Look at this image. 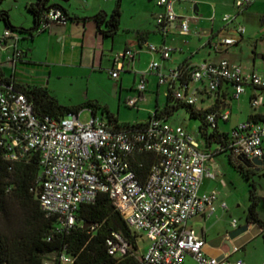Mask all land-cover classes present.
Instances as JSON below:
<instances>
[{
	"label": "built area",
	"instance_id": "obj_1",
	"mask_svg": "<svg viewBox=\"0 0 264 264\" xmlns=\"http://www.w3.org/2000/svg\"><path fill=\"white\" fill-rule=\"evenodd\" d=\"M176 1L158 0L163 10L155 16L157 25L165 31L179 20L180 32L188 34L189 17L176 13ZM253 1L235 0V5L243 10ZM236 18L223 16L227 23ZM67 21L61 8L52 7L46 11L40 29ZM236 28L240 34L246 31L242 24ZM12 37L18 38L19 34L4 30L0 46ZM236 42V38L222 37L215 46H230ZM148 48L151 52H161L164 58H169L172 51L167 45L152 43ZM23 55L24 50L17 48L16 58ZM134 56L132 48L117 52L112 76L119 78ZM159 69L160 63L154 60L142 72L144 78L135 88L136 95L127 98L129 106L137 107L144 98L145 75L154 71L158 72L161 83L170 84L177 99L189 104L197 102L195 93L187 92L189 85L181 81L183 70L179 66L168 74ZM191 79L203 82L209 92L217 91L224 82H232L236 96L244 93L248 85L264 87V74L244 72L241 65L228 59L195 65ZM263 100L262 95L256 94L251 104L256 108ZM79 115L80 112L59 118L39 116L25 93L0 82V156L10 162H29L33 154L39 153V200L46 216L55 219L58 231L69 232L76 224L80 206L95 202L101 192H107L129 227L148 241L141 255L142 264H183L188 255L198 264H249L242 257L232 259L228 255L208 254L206 239L188 227L195 216L214 213L219 200L217 190L200 193L204 178H215L216 174L207 165L212 154L201 149L195 132L157 115L156 111L146 125L124 129L114 127L97 112H92L87 123L82 122ZM229 116L230 112L224 108L209 113L207 119L214 129L220 119L228 120ZM229 133V147L234 156L249 160L264 157V120L239 122ZM141 152L159 156L146 179H142L133 166L135 156ZM222 207L228 208L226 201H222ZM232 224L236 226L237 220ZM106 244L113 256L128 252V243L118 232H112ZM75 260L74 256L61 251L47 257L44 264H76Z\"/></svg>",
	"mask_w": 264,
	"mask_h": 264
},
{
	"label": "crops",
	"instance_id": "obj_2",
	"mask_svg": "<svg viewBox=\"0 0 264 264\" xmlns=\"http://www.w3.org/2000/svg\"><path fill=\"white\" fill-rule=\"evenodd\" d=\"M35 1L36 0H23L21 5L27 9V5ZM53 1L64 6L72 18L68 19L65 24L53 23L47 29L36 32L33 36L20 34L18 38L12 37L7 39L5 45L0 46V67L3 68L7 75H12L17 82L39 84L48 87L50 92L59 101L63 98V86L73 87L76 83L85 81L88 86L92 82L93 75L98 70H112L115 67L114 55L126 48H132L135 51V56L126 63V68L123 72L130 73L135 70L137 67L135 62L136 55L143 50H149L148 44L151 43L157 46L167 45L172 48L169 58H164L159 51L152 52L159 54L162 60L170 63L167 69V71L170 69V72L184 62L194 66L203 61H219V56L212 57L211 50L218 52L221 48L228 49L229 46L219 45L216 47L215 43L222 37L235 38L228 34V27L226 29L213 27L210 35L206 38L201 35L195 36V34L191 36L192 20L196 23L201 20H210L213 26H215V9L213 8V12L209 14L211 9L209 0H202L199 4L195 5L192 4V0H177L174 3V9L179 16L189 17L190 31L188 34H182L180 32L179 20H176V22L165 31L159 28L155 16L161 12L163 8L158 4V0H122L121 24L119 30L113 36H106L100 32L98 24L92 16L99 11H106L107 13L112 12L116 0ZM254 1L247 6L245 10L254 6ZM221 2L225 4V1L221 0ZM187 3H189L188 6ZM189 8H191V14L184 15V11H187ZM239 14L240 13L235 14L237 17L236 20ZM74 16H78L80 19H75L73 18ZM262 20L264 21V17H262ZM11 22L16 26L29 28L34 25V18L30 25H25L23 23L18 25L12 18ZM5 28V24L0 27V35L4 32ZM17 48L24 50L26 55L21 58H16L15 51ZM21 63L34 67L31 71V75L24 74L22 75L23 77L18 76V74L21 73L18 69ZM11 64L13 68L12 73H10ZM159 70L162 69L160 68ZM250 71L264 74V66L256 69L255 66L252 65V67L247 69V72ZM135 73V75H137L136 71ZM157 73V71H154L147 75H158ZM121 75L122 72L119 76V90L115 91V94H119V96L124 90V79H122ZM147 75H145L147 90L144 92V97L145 93L148 91L149 83L153 81L152 77L151 79H146L148 77ZM143 78L144 76L142 74L141 79L143 80ZM178 84L179 83H177V85ZM188 85V94L195 93L197 97L199 94H203V103L212 99L214 97L213 95H215L216 101L218 99L224 100V104L230 112V116L228 120L220 119L218 125L220 122L224 124L228 123V125L231 123L233 129L239 122L248 120L251 114L264 113V100L263 103L256 108L251 104V99L256 94L262 95L264 99V87L248 85L244 93L236 96L235 87L233 83L229 81L224 82L215 92H209L205 88L203 82L190 81ZM168 87L169 90L172 89L170 84H168ZM135 88L136 86L132 87V90L137 93ZM198 100H200L199 97ZM62 101H64V99ZM213 101L212 99V103ZM234 101L238 103V108H236V110H234L232 104ZM212 103H210L208 107L211 106ZM221 106L225 108L224 105ZM156 107L162 108L163 106H160L157 102ZM223 108H221V110ZM148 118L146 120H148ZM146 120H138L136 122H144ZM168 120L171 121V117ZM226 132L230 131L228 130ZM207 165L210 171L216 174V177L206 176L201 185L200 193L210 192L211 190H217L219 192L220 190L218 187L220 182L215 184L210 181L217 180V176L222 174L221 168L218 164L211 163V161H208ZM225 200L224 196L219 192L216 211L210 216H195L188 222V227L197 235L203 236L206 239L205 250L212 256L224 257L228 255L232 259L242 257L249 264H264V232H262V229L255 223H250L247 220V216H245L246 220H244L241 215L239 216V214L237 216V212L232 209L229 200L228 202L226 201L228 208L224 209L222 207V201ZM235 207L239 208L240 204L236 203ZM261 217L264 219L262 215ZM234 219L237 220L236 226L232 224ZM183 264L198 263L192 255H188Z\"/></svg>",
	"mask_w": 264,
	"mask_h": 264
},
{
	"label": "trees",
	"instance_id": "obj_3",
	"mask_svg": "<svg viewBox=\"0 0 264 264\" xmlns=\"http://www.w3.org/2000/svg\"><path fill=\"white\" fill-rule=\"evenodd\" d=\"M3 1L0 0V3ZM52 7L61 8L67 19L72 18L60 3L53 0H36L27 5V10L34 18L32 27L12 24L10 12L4 8H0V20L4 22L5 30L9 29L19 35L33 36L36 32L48 28L40 29L46 11ZM121 17L122 0H116L112 12L99 11L92 16L98 24L99 31L106 36L117 33ZM73 18L80 19L78 16ZM24 55H26L25 51ZM262 58L264 60V54ZM179 68L183 70L181 81L188 84L192 80L191 71L195 65L184 62ZM0 82L25 93L32 102L35 112L42 117L59 118L69 113L81 112L83 109H89L93 113L101 110L107 121L118 129L142 127L152 117L150 115L144 122L131 124L121 122L117 114L97 100L89 99L78 105H64L48 87L17 82L12 75H7L2 67H0ZM224 103V100L218 99L207 108H198L195 104L177 99L170 89L166 104L162 108L156 107L155 111L157 115L169 119L177 110L185 106L192 118L200 119L199 135L205 140L206 150H209L213 143L220 144V147L210 154L213 156L220 151H228L231 162L247 179H250L251 204L248 208L247 220L258 225L264 232V219L259 212L260 197L255 191V181L252 180L255 170L244 165L246 158L239 157L238 163L234 161L237 157L229 147L230 133L223 131L219 125L212 129L207 119L209 113L219 112L223 108L221 105L226 108ZM249 119L264 120V113L251 114ZM39 160V153L33 154L29 162H10L0 156V264H44L47 257L61 251L74 256L76 264H142L139 254V234L129 227L107 192H101L95 202L80 206L76 224L69 232L57 230L55 219L46 216L41 208L37 184L41 171ZM158 160L159 156L155 153L141 152L135 156L133 166L139 176L146 179L152 165ZM112 232H118L128 243V252L125 255L109 254L106 241Z\"/></svg>",
	"mask_w": 264,
	"mask_h": 264
},
{
	"label": "rangeland",
	"instance_id": "obj_4",
	"mask_svg": "<svg viewBox=\"0 0 264 264\" xmlns=\"http://www.w3.org/2000/svg\"><path fill=\"white\" fill-rule=\"evenodd\" d=\"M202 0H192V4H199ZM211 3V9L209 11L212 13L213 8L216 18L214 21L215 26H213L210 20H201L196 23L194 20L191 22V36L195 34L201 35L206 38L210 35L213 27H221L226 29L228 27V34L232 35L237 39L235 44H232L228 49L221 48L218 52L211 50L212 57L219 56L221 59H228L233 64H239L242 66L244 72L247 69L255 66L256 69L264 66V60L260 55L264 54V0H255L254 6L247 8L246 10H240L236 5H234V0H209ZM23 0H4L0 3V8L9 10L12 20L20 25H30L33 21L32 14L24 7L21 3ZM189 3H187V6ZM192 5V6H193ZM242 11V12H241ZM193 12V7H192ZM184 15L191 14V8L184 11ZM195 13V12H194ZM240 13L238 19L235 22L227 23L222 18L224 15H232ZM151 21V20H150ZM149 22V21H148ZM153 23V21H152ZM4 22L0 20V27L3 26ZM242 24L245 26L246 31L244 34L237 32V25ZM208 55V54H207ZM158 61L160 63L161 72L168 74L167 71L170 63L168 61L162 60L161 56L157 53H152L149 50H143L136 55L135 62L136 68L133 72L125 73L122 72L123 92L115 94V91L119 90L120 78H114L111 74V70L100 69L92 77V82L87 86V82L76 83L73 87L66 86L62 89L64 101H60L64 105H78L89 99L100 101L101 104L108 105L109 109L118 115L121 122H128L133 124L138 120H146L149 115L153 114L156 103L160 106H164L167 102V93L169 92L168 82L161 83L158 75H150L146 79L153 78L148 85V91L145 93V97L141 99L137 107L129 106L126 101L130 96H135L136 93L132 90V87L138 86L141 82L142 72H145L152 61ZM10 73H12L13 68L11 64ZM34 67L19 64V77L27 74L31 75V71ZM172 69V68H171ZM135 71L137 75H135ZM139 71V72H138ZM136 76V78H135ZM206 95V94H205ZM212 98L216 102L215 95ZM199 99L196 102L198 107H208L212 103V99H209L206 103L202 102L203 94L198 95ZM67 103V104H66ZM212 103V104H213ZM211 104V105H212ZM234 110L238 108V103L236 101L232 102ZM246 112V110H245ZM98 115L105 119L106 116L101 110H98ZM82 122L87 123L92 118V112L89 109H83L79 115ZM171 122L174 124H179L184 127H188L193 132L196 133L198 139H200L201 149L205 152L212 153L215 149L220 147V144L213 143L210 145V149L206 150L205 140L199 135V125L200 119L192 118L185 106H182L177 112L171 116ZM220 128L226 131H232L233 125L230 123L224 124L220 122ZM228 151H220L215 153L210 161L211 163H216L221 168V173L217 176V180L210 181L211 183L217 184L220 182L218 189L221 194L226 199L225 201L231 203L232 209L236 210L237 216L241 215L244 220H246L249 205L251 204L250 189L252 185L250 179H247L242 172H240L235 165L231 162ZM234 161L238 163L240 159L235 158ZM244 165L247 168H252L255 173L252 175V180L256 184V193L260 197L259 212L264 217V163L263 158L260 164L255 163L253 160H245ZM239 203L240 207L236 208L235 204ZM139 254L142 255L147 248L148 241L143 238L139 233Z\"/></svg>",
	"mask_w": 264,
	"mask_h": 264
},
{
	"label": "water",
	"instance_id": "obj_5",
	"mask_svg": "<svg viewBox=\"0 0 264 264\" xmlns=\"http://www.w3.org/2000/svg\"><path fill=\"white\" fill-rule=\"evenodd\" d=\"M260 57H262V54L260 55ZM255 163H257V164H260V160L259 159H254L253 160Z\"/></svg>",
	"mask_w": 264,
	"mask_h": 264
}]
</instances>
